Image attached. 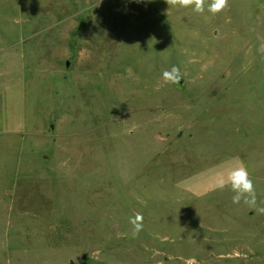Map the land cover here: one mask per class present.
Returning a JSON list of instances; mask_svg holds the SVG:
<instances>
[{"label": "rangeland", "instance_id": "obj_1", "mask_svg": "<svg viewBox=\"0 0 264 264\" xmlns=\"http://www.w3.org/2000/svg\"><path fill=\"white\" fill-rule=\"evenodd\" d=\"M98 3L0 0V264H264V0Z\"/></svg>", "mask_w": 264, "mask_h": 264}, {"label": "clouds", "instance_id": "obj_2", "mask_svg": "<svg viewBox=\"0 0 264 264\" xmlns=\"http://www.w3.org/2000/svg\"><path fill=\"white\" fill-rule=\"evenodd\" d=\"M100 3V0H99ZM98 3V4H99ZM169 6H175L179 8H192L197 13H203L205 11V5L207 3V11L213 15L219 14L225 8L228 7V0H166ZM97 4V5H98ZM182 77L180 69L173 66L170 70H166L162 74V78L166 83H177ZM230 186L231 191L234 193L232 196V202L239 204L243 201L249 206L256 205V189L253 180L250 177V173L246 166L241 164L238 167L233 168L227 173L226 179L221 177L218 181L217 187L223 189ZM260 213H264V207L258 208ZM143 217L141 214L130 220L133 225V234H138L143 227Z\"/></svg>", "mask_w": 264, "mask_h": 264}, {"label": "water", "instance_id": "obj_3", "mask_svg": "<svg viewBox=\"0 0 264 264\" xmlns=\"http://www.w3.org/2000/svg\"><path fill=\"white\" fill-rule=\"evenodd\" d=\"M180 83H183V81L181 80Z\"/></svg>", "mask_w": 264, "mask_h": 264}]
</instances>
